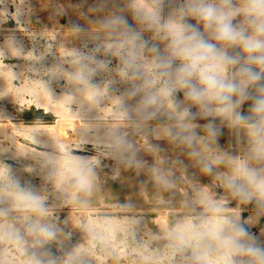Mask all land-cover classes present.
Returning <instances> with one entry per match:
<instances>
[{
  "label": "clouds",
  "instance_id": "clouds-1",
  "mask_svg": "<svg viewBox=\"0 0 264 264\" xmlns=\"http://www.w3.org/2000/svg\"><path fill=\"white\" fill-rule=\"evenodd\" d=\"M89 11L103 15L81 13L86 25H70L83 45L69 53L68 69L53 71L81 102L110 107L99 140L119 166L164 191L181 181L195 190L188 214L165 226L168 252L156 264L177 255L182 264H264V229L250 226L264 223V0H126ZM225 130L238 148L220 143ZM95 163L74 160L56 175L67 203L89 194ZM0 202V240L20 264H77L80 248L50 251L67 236L47 196L21 187L7 166Z\"/></svg>",
  "mask_w": 264,
  "mask_h": 264
},
{
  "label": "rangeland",
  "instance_id": "rangeland-1",
  "mask_svg": "<svg viewBox=\"0 0 264 264\" xmlns=\"http://www.w3.org/2000/svg\"><path fill=\"white\" fill-rule=\"evenodd\" d=\"M124 3L0 0V126L6 128L0 135V166H7L21 187L47 196V205L67 236L50 245V251L63 257L80 248L77 264H156V258L168 252L165 226L183 219L195 197L192 184L181 181L164 191L149 182L145 173L138 175L119 166L99 140L101 126L110 120V107L81 102L66 76L53 71L68 69L69 53L83 45L68 30L73 22L86 25L81 13L95 19L103 13L89 9L101 4L111 9ZM159 143L172 160L177 158L166 142ZM220 143L228 149L239 147L227 130ZM142 156L152 163L150 155ZM179 158L190 164L183 155ZM74 160L96 161V178L88 195L80 194L76 203H67L69 194L56 188L55 179ZM188 172L197 170L190 167ZM5 206L0 202V207ZM240 210L248 209L241 206ZM254 215L250 212V217ZM250 226L264 229V223ZM21 259L15 248L0 240V264H20ZM182 260L177 255L172 264H182Z\"/></svg>",
  "mask_w": 264,
  "mask_h": 264
},
{
  "label": "bare ground",
  "instance_id": "bare-ground-1",
  "mask_svg": "<svg viewBox=\"0 0 264 264\" xmlns=\"http://www.w3.org/2000/svg\"><path fill=\"white\" fill-rule=\"evenodd\" d=\"M19 4V3H18ZM30 5V4H29ZM40 7V6H39ZM16 9V8H15ZM41 10H39V12H40ZM42 12V11H41ZM22 13V12H21ZM15 15V14H14ZM42 17V16H41ZM20 19H21V17H20ZM35 22V21H34ZM32 28V27H31ZM40 34V33H39ZM62 35V34H61ZM46 39V38H45ZM68 39H71L72 40V37L71 36H68L67 37V40ZM61 42V41H60ZM72 42H73V40H72ZM19 55V54H18ZM17 66V65H16ZM21 68V67H20ZM6 69L7 68H5V71H6ZM21 71V70H20ZM6 76V75H5ZM9 78V77H8ZM11 80V79H10ZM3 86V85H2ZM11 86V85H10ZM27 88V87H26ZM3 91V90H2ZM20 91H21V89H20ZM24 91H25V89H24ZM1 92V91H0ZM27 92V91H26ZM38 94V93H37ZM42 94V93H41ZM7 95V94H6ZM64 95V94H63ZM9 96V95H8ZM55 96V95H54ZM74 96H75V94H74ZM65 97V96H64ZM60 98V97H59ZM67 98V97H66ZM55 99V98H54ZM70 99V98H69ZM68 99V100H69ZM65 100V99H64ZM71 100V99H70ZM59 101V100H58ZM63 101V100H62ZM47 102V101H46ZM59 102H61V101H59ZM65 102V101H64ZM70 102V101H69ZM75 102V101H74ZM38 103H39V101H38ZM45 103V102H44ZM61 104V103H60ZM81 105V104H80ZM44 106H46L45 104H44ZM51 106V105H50ZM52 106H53V104H52ZM56 106H58V105H56ZM62 106V105H61ZM94 107V106H93ZM55 108V107H54ZM58 108H59V106H58ZM60 109V108H59ZM97 109V108H96ZM107 109V108H106ZM60 110H62V109H60ZM105 110V109H104ZM59 111V110H58ZM97 111H99V110H97ZM56 112H57V110H56ZM55 112V113H56ZM63 112V111H62ZM110 112V111H109ZM91 113V112H90ZM104 113H105V111H104ZM99 114V113H98ZM12 115V114H11ZM67 116V115H66ZM99 128V127H98ZM56 129H58V128H56ZM96 129V128H95ZM81 130V129H80ZM85 130V129H84ZM99 130V129H98ZM6 131V128L5 127H3V126H0V135H3L2 133H4ZM94 132H95V130H94ZM36 133V132H35ZM100 135V134H99ZM94 137V136H93ZM96 137V136H95ZM93 139V138H92ZM18 144V143H17ZM27 149V148H26ZM29 160V159H28ZM27 160V161H28ZM27 165H28V163H27ZM26 165V166H27ZM32 168H34L35 169V167H32ZM38 168V167H37ZM40 169V168H39ZM20 182V181H19ZM89 256V255H88Z\"/></svg>",
  "mask_w": 264,
  "mask_h": 264
}]
</instances>
